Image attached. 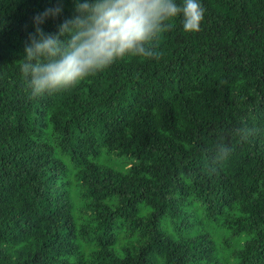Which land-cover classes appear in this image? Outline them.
<instances>
[{
  "label": "trees",
  "instance_id": "1",
  "mask_svg": "<svg viewBox=\"0 0 264 264\" xmlns=\"http://www.w3.org/2000/svg\"><path fill=\"white\" fill-rule=\"evenodd\" d=\"M200 3L158 58L34 98L33 18L76 0H0V264H264V0Z\"/></svg>",
  "mask_w": 264,
  "mask_h": 264
},
{
  "label": "clouds",
  "instance_id": "2",
  "mask_svg": "<svg viewBox=\"0 0 264 264\" xmlns=\"http://www.w3.org/2000/svg\"><path fill=\"white\" fill-rule=\"evenodd\" d=\"M61 11L58 4L33 18L20 70L34 98L74 87L128 55L158 58L151 44L172 28L169 21L182 15L184 31L199 32L205 15L200 0H76V15L55 34L46 33L41 25ZM235 134L246 141L252 133L242 128ZM231 152L218 144L216 160H227Z\"/></svg>",
  "mask_w": 264,
  "mask_h": 264
}]
</instances>
